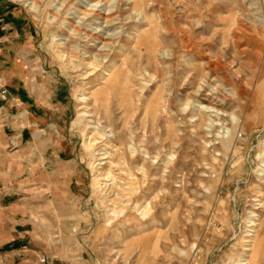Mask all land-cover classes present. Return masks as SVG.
Masks as SVG:
<instances>
[{"label":"rangeland","instance_id":"374dc122","mask_svg":"<svg viewBox=\"0 0 264 264\" xmlns=\"http://www.w3.org/2000/svg\"><path fill=\"white\" fill-rule=\"evenodd\" d=\"M0 3L31 20L79 160L78 239L48 255L31 236L54 220L30 204L16 217L40 254L27 264H264V0ZM102 15L117 36L101 56L89 35ZM216 63L224 86L207 96ZM13 251L1 246L0 264H21Z\"/></svg>","mask_w":264,"mask_h":264},{"label":"crops","instance_id":"0c3cea01","mask_svg":"<svg viewBox=\"0 0 264 264\" xmlns=\"http://www.w3.org/2000/svg\"><path fill=\"white\" fill-rule=\"evenodd\" d=\"M41 49L31 20L0 3V247L16 250L21 264L40 256L26 245V222L16 220L30 204L37 211L44 207L54 220L44 224L46 233L31 236L48 255H61L51 249L56 240H76L81 230V223L70 222L78 211L73 202L80 199L79 160L66 138L64 89L40 78ZM15 183L22 194L18 202Z\"/></svg>","mask_w":264,"mask_h":264},{"label":"bare ground","instance_id":"6f19581e","mask_svg":"<svg viewBox=\"0 0 264 264\" xmlns=\"http://www.w3.org/2000/svg\"><path fill=\"white\" fill-rule=\"evenodd\" d=\"M96 4H98V3H96ZM96 4L94 5V7L96 6ZM27 5L30 6L31 9H35L36 6H37L36 5V1L28 2ZM94 10H95L94 8H91L90 10H82V12H80V13H82L85 16H89V15H91L94 12ZM111 19L112 18H110L109 16L102 15L100 17V20L99 21H96V23L98 24V26L95 27V29H96L95 32L93 31L92 34L89 35V36L95 37L96 42H94L93 45L95 46V49L97 50V53L101 54V56H102V54H107L108 51H110L112 49L113 39H115L116 36H117V32L113 30L114 28H113V23H112V20ZM76 32H77V30H73L72 31V34H76ZM59 39H64V38H59ZM63 44H64V41L63 40L62 41H59V48H60L59 49V52L61 53L62 57L64 58L65 57V53L63 52V50L61 48L63 46ZM93 50H94V48H93ZM87 51H89V50L87 49L85 52H87ZM102 74L103 75H107V74H109V72L105 71ZM223 77L224 76L220 72V68H219V64L218 63H216V64H214L212 66H209L208 71L206 73V78L204 79V82L201 85L200 90L201 91L208 90L209 92H208L207 96L208 95H214L216 92L220 91L222 89V87L224 86V83H223V81L221 79ZM206 107L207 108H211V107H209V105L208 106H205V108ZM222 136H224V134ZM97 138L98 137H96V132H94V131L91 132L90 135L88 136V142H87V144L88 145H94V144L98 143V139ZM104 138H105V136L101 137V139H104ZM102 154H106V151L104 153H102ZM100 158H105V157H100ZM172 158H173V155H171L170 159H172ZM142 171H144V170H142ZM110 177L111 176H110V174L108 172L103 173V176L101 177V179L103 180L101 185H102V187H104V189H107L108 188L107 186H108L109 183H107L106 181L109 180V179H111ZM147 207H148V203H147V205L144 206V208L142 210V212H144V214L147 211ZM257 223L256 222H253L252 225L253 224H257ZM242 264H245V263H242Z\"/></svg>","mask_w":264,"mask_h":264},{"label":"built area","instance_id":"2783aa9c","mask_svg":"<svg viewBox=\"0 0 264 264\" xmlns=\"http://www.w3.org/2000/svg\"><path fill=\"white\" fill-rule=\"evenodd\" d=\"M5 92H6V91H5V90H3V92H2V93H3V94H5ZM42 261L44 262V261H45V259H44V258H42Z\"/></svg>","mask_w":264,"mask_h":264}]
</instances>
